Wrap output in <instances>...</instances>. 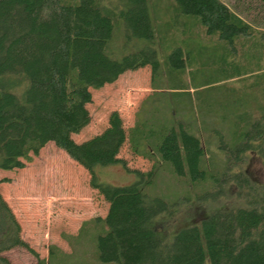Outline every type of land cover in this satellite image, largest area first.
I'll return each instance as SVG.
<instances>
[{"label": "trees", "instance_id": "16d2710c", "mask_svg": "<svg viewBox=\"0 0 264 264\" xmlns=\"http://www.w3.org/2000/svg\"><path fill=\"white\" fill-rule=\"evenodd\" d=\"M184 36L213 40L209 63L218 62L219 79L237 77L239 64L259 71L264 0H235L231 6L220 0H0V170L23 169L51 143L85 171L88 187L106 204L103 218L83 222L75 237L92 232V242L81 248L82 260L50 247L45 264H264V181L256 183L243 168L251 156L264 168V96L257 103L247 86L230 95V102L262 103L263 109L257 117L228 118L210 130L218 135V153L211 137L197 138L182 125L160 130L141 150L131 135L136 121L125 129L116 111L98 134L80 143L71 138L89 123L90 90L143 68L151 85L160 60L166 70L183 69L187 53L177 38ZM114 38L120 40L116 48ZM239 39L250 40L246 50ZM257 74L246 79L262 76L253 89L261 87L264 95V72ZM125 142L133 155L153 161L147 172L130 170L118 157ZM158 163H168L175 176L208 184L197 197L201 203L231 204L209 206L197 224L170 229L165 223L178 203L142 191ZM111 165L137 181L98 182L95 169ZM14 248L43 264L0 196V264H10L1 254Z\"/></svg>", "mask_w": 264, "mask_h": 264}, {"label": "rangeland", "instance_id": "374dc122", "mask_svg": "<svg viewBox=\"0 0 264 264\" xmlns=\"http://www.w3.org/2000/svg\"><path fill=\"white\" fill-rule=\"evenodd\" d=\"M220 1L226 6H231L235 2ZM119 42V39L114 38L111 47L116 48ZM243 43V46H240L242 49L250 42ZM165 54L167 53L162 56ZM185 57L187 58L185 67L180 70L164 69L163 60H160L151 85L150 72L148 68H143L125 72L114 83L99 90H90L91 102L86 106L90 117L89 123L77 135H73L72 140L80 143L101 132L111 111L119 114L124 128L128 129L136 111L134 117L137 128L131 135L141 150L146 139L153 143L160 130L182 125L186 132L197 138L211 137L214 140L211 147L213 152H221L217 149L220 145L218 135H209L211 129L209 125H205V115L209 111L203 110L200 105L204 104V100L209 106L227 103V98L231 97L230 88L235 84H227L228 88L225 90L228 93H223L225 90L220 89L226 85L216 83L220 80L216 60L215 66L210 68L206 66L209 56L198 53L190 55L187 52ZM192 63L195 64V68H190ZM260 64L264 67V58ZM257 79L262 80V76L251 81L249 78L244 79L240 87L247 86L248 93H254L253 88ZM210 82L214 85L208 91L212 92H196L193 101H189L187 94L181 91L184 87H196ZM216 89L218 90L215 91ZM118 157L126 162L130 170L142 173L147 172L153 163L151 160L133 155L126 142L120 149ZM247 162V166L243 165V168L248 170L253 181L262 183L264 168L258 159L251 156ZM95 174L98 182L112 186H125L137 181L136 176L124 172L118 165L97 167ZM3 179L7 181H2ZM87 179L85 171L51 143H47L23 169L0 170V196L15 216L23 240L43 264L50 247L66 255L72 254L69 258L75 262L78 259L82 260V246L92 242V232L90 233L89 229L83 231L81 239L75 237L80 232L83 222L95 216L103 217L106 204L90 190ZM208 188V184L192 183L187 176H175L168 163H158L152 181L143 185L142 191L146 196L160 198L169 205L178 203V209L165 223L170 229L173 227L178 229L189 224H197L209 206L213 209L229 207L231 204L229 201L224 203L214 201L212 205L201 203L197 197ZM71 243L76 244L71 246ZM87 247L90 251V247ZM1 256L10 264H36L35 258L21 248L3 252Z\"/></svg>", "mask_w": 264, "mask_h": 264}, {"label": "crops", "instance_id": "0c3cea01", "mask_svg": "<svg viewBox=\"0 0 264 264\" xmlns=\"http://www.w3.org/2000/svg\"><path fill=\"white\" fill-rule=\"evenodd\" d=\"M244 41H248L250 42V40H243V39H239L238 41H236V43L238 45L242 44ZM213 42V40L210 41V39H207L206 37H195V36H192V37H179L177 38V43L181 45V47L185 50V52L189 53L190 55L192 54H195V53H198L199 55H206V56H209L211 54V52H213L214 48H216L215 46H213L211 43ZM244 44V43H243ZM219 54L221 55H225L226 53V49L225 47L223 46H219ZM245 49V48H244ZM246 50V49H245ZM248 50V49H247ZM218 51V50H217ZM208 59V58H207ZM258 63V67H260L259 71H246L244 70L243 68H245L246 65H242V64H239L241 65V73H237L239 75L242 74L243 78L240 77L239 75L237 77H233V78H224V79H220L218 82L216 83H222V84H225L226 86L223 88H221L220 90L222 89H226L228 88L227 87V84H235V86H232L230 88V90L232 89L231 92H229V94L234 97V92H241L242 90H239L238 89L240 88V86L242 85V81L244 79L247 78L248 75H253V74H257L256 76L262 74L264 72V67L261 66L260 62L262 61V56L260 55V58L257 59ZM209 63V59L207 60V64L206 66L207 67H214L215 66V63L214 61L211 62V65ZM190 68H195V64L192 63V65L190 66ZM260 83V81H259ZM212 85L214 84H203L201 86H196V87H193V86H188V87H184L181 89L182 92L186 93L187 96H188V99L189 101L192 100L193 101V98H194V95L196 92H199V91H204V92H212V91H208V89H211ZM262 85V84H261ZM227 90V89H226ZM223 91L228 93L227 91ZM263 89L261 87H258V88H255V91L253 94L256 95L255 98H258V102H261V97L264 96L263 95ZM231 97V98H232ZM228 99V102L227 103H219L221 105H216V106H212V105H208L207 102H205V100L203 101L204 104L200 105V107L206 111V109H208V113H206L207 115H205V125H209V128L211 130H213L215 128L216 125H220L222 123H225V121L228 119V118H231V119H234L236 117H244V116H248V115H251V116H258V113L259 111H261L263 109V104H238L234 101L230 102V98H227ZM138 107V106H137ZM135 113L136 111L133 113V117H132V122H131V125L129 126V128L133 125V122L135 121ZM246 116V117H247ZM217 118V120L215 121L214 119ZM214 123V124H213ZM104 216V215H103ZM103 218V217H101Z\"/></svg>", "mask_w": 264, "mask_h": 264}]
</instances>
